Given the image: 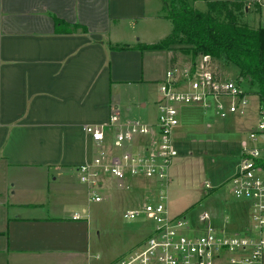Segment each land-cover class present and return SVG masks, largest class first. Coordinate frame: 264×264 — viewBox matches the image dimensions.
<instances>
[{"label":"crops","instance_id":"0c3cea01","mask_svg":"<svg viewBox=\"0 0 264 264\" xmlns=\"http://www.w3.org/2000/svg\"><path fill=\"white\" fill-rule=\"evenodd\" d=\"M56 20L70 32H58ZM171 30L161 0H0V264H113L132 250L133 243L112 252L99 245L111 210L135 208L140 179L101 175L97 203L75 169L98 152L84 134L86 125L107 123L114 110L124 122L156 125L152 109L171 53L139 46L155 45ZM207 110L180 109L176 146L225 135L236 143L232 155L239 159L254 147L245 137L256 130L246 128L254 124H247L254 111L247 121L230 115L226 130ZM238 171L239 164L227 174L225 205L209 214L218 229L235 215L242 217L237 231L244 225L246 208L230 183ZM205 188L210 195L212 188ZM76 214L83 218L73 220Z\"/></svg>","mask_w":264,"mask_h":264},{"label":"built area","instance_id":"2783aa9c","mask_svg":"<svg viewBox=\"0 0 264 264\" xmlns=\"http://www.w3.org/2000/svg\"><path fill=\"white\" fill-rule=\"evenodd\" d=\"M248 101L247 93L218 73L210 56H204L193 68L167 71L166 80L159 86L156 125L141 120L124 122L114 110L107 123L84 127V134L98 152L91 163L77 167L75 172L79 182L89 186L92 202L102 201L99 190L103 174L117 181L146 179L159 192L155 203L124 213L125 220H144L150 229L143 242L113 264H263L264 170L257 161L264 160V120L250 133L254 147L243 150L239 171L230 181L233 197L245 205L249 219L242 231L232 235L224 227H214L207 213L200 217V225H192L185 216L171 217L163 195V184L170 183L169 169L178 156L174 131L180 124V109L196 105L209 109L213 102L217 114L225 119L244 114ZM260 115L264 118L261 108ZM116 150L120 153L114 154ZM82 218L76 214L73 220Z\"/></svg>","mask_w":264,"mask_h":264},{"label":"rangeland","instance_id":"374dc122","mask_svg":"<svg viewBox=\"0 0 264 264\" xmlns=\"http://www.w3.org/2000/svg\"><path fill=\"white\" fill-rule=\"evenodd\" d=\"M251 2L254 4L248 5L247 11L245 10V12L240 13L239 21L241 24L259 28L264 24V0H251ZM198 8L205 10L206 7L200 2ZM179 48L177 52L178 61L175 67L179 71H185L190 68L192 55L184 52L186 47L183 49H181L182 47ZM196 60L199 62L201 57H197ZM215 67L218 73L235 83L241 92L247 93L248 97L251 95L252 99L250 100L249 98L245 113L235 115L238 118L240 117L241 120L247 121L249 120L247 117L248 111H254L255 115L251 118V122L247 123L254 124L251 126L247 125L246 128L249 131L250 128H257L259 122L264 120L263 116L260 115L259 105L256 99L253 98L256 96L257 86H251L246 79H239V71L232 65L225 67L218 61L215 62ZM168 68L170 69V67ZM220 101L224 102V99L222 98ZM207 111L211 113L209 115H212V113L216 114L221 119V124H224L227 130L231 122L229 120L230 116L225 119L221 118L214 109L213 104ZM152 112L157 117V111H154V108ZM246 135V141L252 146L253 142L250 139V133L248 132ZM196 139L199 140H186L177 143V146L175 145L178 156L174 159L172 168L170 167L169 169V174L171 169L174 170L173 180L170 183L163 184L164 204L169 215L185 216L192 225L199 223V218L202 214L207 213L209 215L214 209H221L225 205L223 199L226 198L227 194L230 196L231 192V186L226 181L227 174L232 172L236 165L240 163V159L232 155L236 149V143L230 141L225 135L219 136V139L215 141L202 138ZM262 156H264V152H262ZM262 177L264 178V174H262ZM140 182H142L140 184L141 191L138 193V200L133 209L141 208L148 202L155 203L158 199L159 192L157 191V195L154 189L155 184L146 179H140ZM206 184L212 188L210 195L209 191L205 188ZM69 205L71 203L67 204V206ZM92 206L98 207V205ZM127 208V206H121V208L111 210L112 215L110 218H106L104 224H102L103 236L99 249L112 252L116 249L126 248L130 243L134 244L133 249L147 238L150 224L144 220H141L142 223H131L125 220L123 215ZM67 209L73 211L74 207H67ZM228 212H231L233 216L235 206H232ZM238 212L240 211L238 210ZM241 219L242 217L240 215H235L233 216V220H229V223L223 227L229 234L236 235L249 224L248 215L246 214V218H243V227L237 231Z\"/></svg>","mask_w":264,"mask_h":264},{"label":"trees","instance_id":"16d2710c","mask_svg":"<svg viewBox=\"0 0 264 264\" xmlns=\"http://www.w3.org/2000/svg\"><path fill=\"white\" fill-rule=\"evenodd\" d=\"M164 17L171 22L170 35L152 46H139L143 50L171 53L170 68L175 69L179 47L191 54L190 67L197 57L210 56L212 62L232 65L239 71V79L257 86L256 95L264 110V27L254 28L241 24L240 13L247 10L245 0H161ZM202 2L205 10L198 8ZM56 20V30L69 33L70 28ZM125 48V47H124ZM128 49V48H125ZM257 164L264 170V160Z\"/></svg>","mask_w":264,"mask_h":264},{"label":"water","instance_id":"95a60500","mask_svg":"<svg viewBox=\"0 0 264 264\" xmlns=\"http://www.w3.org/2000/svg\"><path fill=\"white\" fill-rule=\"evenodd\" d=\"M263 27H264V24H263Z\"/></svg>","mask_w":264,"mask_h":264}]
</instances>
